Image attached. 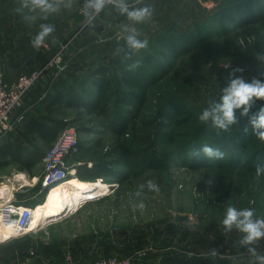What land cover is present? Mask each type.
<instances>
[{
	"label": "rangeland",
	"instance_id": "374dc122",
	"mask_svg": "<svg viewBox=\"0 0 264 264\" xmlns=\"http://www.w3.org/2000/svg\"><path fill=\"white\" fill-rule=\"evenodd\" d=\"M52 2L57 11L46 14L39 9L31 10L30 0H0V75L14 80L22 73L42 69L38 82L13 112L9 133L0 139V146L6 141L14 145L21 143L28 151L40 149L44 157L50 147L39 136L27 132L25 124L29 116L46 113L45 106L52 96L70 84H78L90 70L103 63L110 64L112 74L117 75L115 59L128 62L152 51L157 47L159 33L171 29L182 34L195 29L200 32V28H205L203 21L220 10L222 0L205 5L201 11L192 0H125L130 10L146 6L152 10L151 17L141 23L121 15L112 4L89 19L83 14L86 0ZM42 24L54 25L55 31L37 50L32 41ZM227 25L226 29L235 28L231 22ZM133 28L140 33L138 39L148 40L147 49L136 52L127 46L126 37ZM223 31L211 29L205 34H213L204 37L196 48L172 60L175 64L148 89L141 113L123 136V140H130L139 133L142 118L168 122L164 131L173 140L163 148L170 154V162L164 168L131 169L118 163L113 152L116 138L103 120L66 125L53 143L73 127L77 141L93 144L91 160L104 162L123 175V183L119 184L117 175L104 176L88 181L96 187L77 195H65L68 193L65 183L50 187L62 190L63 214L43 220L28 233L0 242L2 264H86L107 256H117L125 264H261L257 257L264 256V238L242 245L244 233L235 227L225 231L222 221L229 206L252 209L254 219H264V189L251 177L243 193L232 190L226 198L211 200L203 190L205 172L211 163L231 162V155L220 159L208 158L203 153L200 157L189 155L192 151L199 152L204 144L215 148L210 142L222 130L211 121L201 123L199 115L220 102L222 89L228 85L233 69L242 68L243 72L236 75L247 82L253 78L264 81L261 75L264 18L226 34ZM203 32L201 35H205ZM115 80L112 90L117 99L127 89L122 87L120 79ZM262 106L264 100H256L247 115L242 116L241 110H237L238 122L226 131L231 138V142L225 141L229 150L233 144L243 147L244 153L240 157L236 154L237 161H232L237 166L260 165L253 164L254 153L264 158V141L253 135L250 123ZM176 111H179L177 115ZM164 112L172 118L161 117ZM73 114L68 111L66 118ZM242 119L246 122L242 123ZM98 139L101 145H96ZM69 153L60 160L68 178L76 176L79 164L70 160ZM44 157L31 174L18 169L17 164L0 165V182L8 176L20 180L12 188V200L25 205L45 201L52 190L43 193L47 187L44 179L52 167H48ZM22 173L26 179L19 177ZM149 180L158 185V192L149 190ZM250 248L255 249V255ZM213 249L217 251L215 257L210 255Z\"/></svg>",
	"mask_w": 264,
	"mask_h": 264
},
{
	"label": "trees",
	"instance_id": "16d2710c",
	"mask_svg": "<svg viewBox=\"0 0 264 264\" xmlns=\"http://www.w3.org/2000/svg\"><path fill=\"white\" fill-rule=\"evenodd\" d=\"M220 6V10H217L213 17L203 21L202 26L204 25L205 28H200V32L198 30L196 32L195 29L188 34H182L171 29L156 35L157 47L150 52H144L141 57L128 62L123 58L115 59L117 75L112 74V68L108 63L90 70L83 79L78 81V84H70L52 96L45 106L46 113L39 117L29 116L25 129L32 135L39 136L45 145L51 147L61 129L66 125L101 119L110 127L116 138L117 146L113 152L117 154L118 163L131 169L164 168L171 157L163 145L173 140L172 135L164 131L168 122L160 118H142L139 133L133 134L130 140H123V136L129 130L130 123L141 113L148 89L172 68L175 64L172 61L174 58L196 48L204 37L213 34L212 32L205 34L211 29L224 30L223 33L226 34L240 25L254 24L264 18V0H222ZM229 22L233 23L235 28L226 29ZM202 30L205 35H201ZM132 65H138V67L132 68ZM116 78L120 79L122 87L127 89L117 99L112 90ZM114 99L115 102H113ZM68 111L74 112L71 118H66ZM178 113L179 111L175 112L176 115ZM163 116L166 119L172 118L171 114L165 112L161 114V117ZM244 122L246 121L242 119V123ZM226 134V131L217 133L210 142L215 148L219 150L221 148L224 155L230 153L232 159L231 162L211 163L208 166L204 175L203 190L211 200L226 198L232 190L237 194L243 193L244 188L249 186L251 177L256 178L261 190L264 189V175L257 177L252 172L256 167L234 164L237 161L234 156L238 154L240 157L241 153H244L243 147L233 144L229 150L225 141L231 142V138ZM20 135H23V131H20ZM95 143L101 145L100 139ZM93 148V144L87 145L78 141L76 148L69 153L70 160L79 164L76 170L77 177H70L59 183H65V190L68 191V193L65 191V195H77L80 191L92 190L96 184L88 181H96L108 175H117L119 184L123 183V175H119L104 162L91 160ZM201 154L202 152L199 151V155ZM199 155L197 157H200ZM251 156L255 157L252 158L253 164L260 163L264 166V158L259 154L254 153ZM43 157L44 154L40 149L28 151L22 147L21 143L14 145L6 141L0 146L1 166L17 164L18 169L30 174L33 168L41 163ZM250 158L248 157L249 160ZM209 180L212 181L211 184L207 183ZM50 187L44 188L43 193H49L52 190ZM49 188L50 190L47 191ZM100 189L104 192L105 188Z\"/></svg>",
	"mask_w": 264,
	"mask_h": 264
},
{
	"label": "clouds",
	"instance_id": "9594fccd",
	"mask_svg": "<svg viewBox=\"0 0 264 264\" xmlns=\"http://www.w3.org/2000/svg\"><path fill=\"white\" fill-rule=\"evenodd\" d=\"M31 10L39 9L43 13H53L57 11L52 0H30ZM112 4L121 15H126L127 18L136 23L144 22L152 15V10L149 7L135 8L130 10L125 0H86L83 14L89 19L93 14H99L106 5ZM28 6V3H25ZM45 19L47 16L44 17ZM41 31L35 36L32 41L33 47L39 50L43 46L45 38L50 36L54 31V25L42 24ZM140 33L135 29L130 30V34L126 37L127 46L139 52L142 49H147L148 40H140L137 37ZM138 67V65H132V68ZM243 72L242 68H235L229 73L228 85L222 89V96L220 102L213 103L210 107L205 108L199 115L201 123H207L211 121L212 125L222 131H228L230 126L238 122L237 110L240 111V115H247L253 103L256 100H264V81L253 78L250 82L243 79L242 76H237L236 73ZM264 76V73H261ZM252 125L253 135L261 141H264V106H262L257 113L250 118ZM247 131V129H245ZM200 152L208 158H223V152L217 148L210 147L204 144ZM190 156H197L199 152L192 151ZM257 177L264 175V166L257 165L255 169ZM211 184L212 181H207ZM143 187V185H141ZM147 187L151 191H159V187L156 183L149 180L147 181ZM143 207V204L140 205ZM254 210L252 209H237L236 207L229 206L226 209L222 224L225 231H231L233 227L244 233V236L240 243L242 245H250L264 238V219H254ZM250 252L255 255V249L250 248ZM210 255L215 257L217 251L211 250ZM261 264H264V256L257 257Z\"/></svg>",
	"mask_w": 264,
	"mask_h": 264
},
{
	"label": "built area",
	"instance_id": "2783aa9c",
	"mask_svg": "<svg viewBox=\"0 0 264 264\" xmlns=\"http://www.w3.org/2000/svg\"><path fill=\"white\" fill-rule=\"evenodd\" d=\"M42 75V69L32 70L31 72L22 73L14 80H6L0 75V139L9 133V124L13 112L19 107L27 92L38 82ZM78 144L76 140L75 129L69 128L63 132V135L57 142L49 148L44 160L48 162V167L52 169L44 179L45 186H51L59 181L68 178V174L60 164L63 156L74 150ZM48 158V159H47ZM55 158H58L54 161ZM46 167L47 169H49ZM20 180L8 176L1 183H8L15 188L19 185ZM0 204V223L14 225L16 236L23 235L33 230L30 228L31 213L27 208H22L21 202L12 200L7 197ZM2 242V241H0ZM126 261L120 260L117 256L101 257L92 263L86 264H125ZM0 264H2L0 262ZM22 264H29L24 262Z\"/></svg>",
	"mask_w": 264,
	"mask_h": 264
},
{
	"label": "bare ground",
	"instance_id": "6f19581e",
	"mask_svg": "<svg viewBox=\"0 0 264 264\" xmlns=\"http://www.w3.org/2000/svg\"><path fill=\"white\" fill-rule=\"evenodd\" d=\"M20 178L26 179V175L24 173L19 175ZM68 179V178H67ZM65 179V180H67ZM56 183L55 185H58L60 182ZM23 182V181H22ZM54 186V184H53ZM62 191V190H61ZM61 191H55L52 190L50 194L47 196L45 201L36 203L34 205H25L23 203H20L22 208H27L28 211L31 213V222H30V228H36L39 226L42 221H46L47 218L58 216L63 214V207L61 204L63 193ZM0 194L1 197L4 199L8 196L11 198L12 194V186L8 183H1L0 184ZM4 199H0V204H2ZM15 233L14 225L11 223H0V241L7 240L11 236H13Z\"/></svg>",
	"mask_w": 264,
	"mask_h": 264
},
{
	"label": "crops",
	"instance_id": "0c3cea01",
	"mask_svg": "<svg viewBox=\"0 0 264 264\" xmlns=\"http://www.w3.org/2000/svg\"><path fill=\"white\" fill-rule=\"evenodd\" d=\"M176 1H178V0H176ZM184 2H185V0H183ZM193 2H195V3H197V6H198V8H199V10L198 11H201V10H205V5H209V4H212L213 2H215V1H217V0H192ZM177 18H180V17H177ZM180 19H184V16L182 17L181 16V18ZM8 197H10V196H8ZM0 198H3V197H1V194H0ZM7 198V197H6ZM4 199V198H3Z\"/></svg>",
	"mask_w": 264,
	"mask_h": 264
},
{
	"label": "water",
	"instance_id": "95a60500",
	"mask_svg": "<svg viewBox=\"0 0 264 264\" xmlns=\"http://www.w3.org/2000/svg\"><path fill=\"white\" fill-rule=\"evenodd\" d=\"M49 187H50V186H49ZM33 229H34V228H33ZM14 236H16V234H14V235H13V236H11V237H14ZM11 237H10V238H11ZM10 238H9V239H10ZM2 242H3V241H2Z\"/></svg>",
	"mask_w": 264,
	"mask_h": 264
}]
</instances>
